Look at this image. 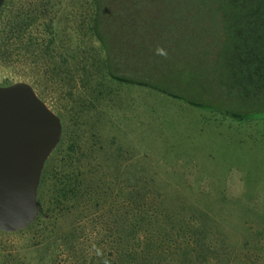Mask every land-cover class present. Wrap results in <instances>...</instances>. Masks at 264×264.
I'll return each mask as SVG.
<instances>
[{"label": "rangeland", "instance_id": "1", "mask_svg": "<svg viewBox=\"0 0 264 264\" xmlns=\"http://www.w3.org/2000/svg\"><path fill=\"white\" fill-rule=\"evenodd\" d=\"M180 1L144 0L135 9L143 8L144 19L155 21L177 10L167 5ZM196 9L178 18L197 23L204 13ZM95 10L94 0H5L0 9V48L9 46V55L0 54V85L29 82L64 123V142L47 165L45 214L20 232L0 231V264H103L107 258L111 237L104 235L113 223L109 227L105 218L90 217L71 226L74 213L55 221L50 203L62 169L79 171L89 181L111 182L120 199L165 209L171 215L165 226L171 229L188 221L195 225L191 215L207 214L210 221L196 226L207 234L225 232L230 264H264V120L236 121L151 88L112 80L103 46L92 32ZM17 13L22 26L12 34L9 24ZM123 27L126 31L121 24L112 29L123 33ZM151 30L146 41L156 31ZM158 34L157 45H169ZM201 49L197 54H203ZM169 81L174 92L204 98L223 110H232L236 101L240 109L251 108L216 83L203 86L198 72L172 75ZM203 88L220 96L217 91L204 95ZM86 207L84 214L94 212V201ZM109 216L114 220L115 213Z\"/></svg>", "mask_w": 264, "mask_h": 264}, {"label": "trees", "instance_id": "2", "mask_svg": "<svg viewBox=\"0 0 264 264\" xmlns=\"http://www.w3.org/2000/svg\"><path fill=\"white\" fill-rule=\"evenodd\" d=\"M143 1L94 0L96 10L92 32L103 46L107 74L112 80L151 88L236 121L264 120V0H182L176 5H167L178 8L167 11L155 21L144 19L146 11L143 8L135 9L141 8ZM191 3L195 4L194 9ZM196 8L204 13L197 23H184L178 18L198 11ZM22 19L17 13L9 24L10 33L18 32ZM119 24L127 30L124 31L123 27V33L113 32L112 27ZM151 28L156 31L151 41H146L145 36L152 31ZM157 34L165 37L169 45H157ZM112 38L115 43L111 47ZM10 39L11 34L7 37L8 41ZM119 39L131 41L119 43ZM121 46L125 47L124 51ZM201 47L203 54H197L196 50ZM0 50L1 55H9L6 44ZM186 72H198L203 86L216 83L219 90H231L242 104L245 101L250 104V110L240 109L237 101L232 110H223L214 103L205 102L204 98H189L178 92L181 90L176 93L168 87L172 75L181 78ZM160 79L165 80L164 84ZM208 90L203 88V94L217 91ZM218 94L217 91L216 97ZM216 99L213 98L214 102ZM63 142L64 137L57 150ZM48 167L44 170L39 194L41 216L45 214ZM99 180L89 181L79 171L62 169L56 180L54 204L50 205L55 210V221L68 220V215L74 213L71 226L90 217L105 218L109 227L113 223V228L107 229L108 233L104 235L111 237V247L103 264H110L111 256L116 264H230L231 252L225 232L208 230L207 234L205 228L196 226L202 219L203 223L204 220L210 221L209 215L193 214L190 222L195 225L188 226V221L179 230L171 229L165 226L171 217L170 212L152 202H133L131 197L120 199L116 190L109 187L111 182L103 184ZM92 201L94 212L84 214ZM110 213H115L114 220ZM93 237L95 240V234Z\"/></svg>", "mask_w": 264, "mask_h": 264}, {"label": "water", "instance_id": "3", "mask_svg": "<svg viewBox=\"0 0 264 264\" xmlns=\"http://www.w3.org/2000/svg\"><path fill=\"white\" fill-rule=\"evenodd\" d=\"M63 137L62 118L32 84L0 85L1 232H20L38 219L44 170Z\"/></svg>", "mask_w": 264, "mask_h": 264}]
</instances>
